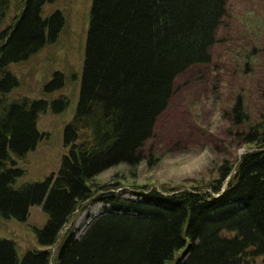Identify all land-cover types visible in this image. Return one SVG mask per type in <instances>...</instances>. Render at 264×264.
Listing matches in <instances>:
<instances>
[{
    "label": "trees",
    "instance_id": "trees-1",
    "mask_svg": "<svg viewBox=\"0 0 264 264\" xmlns=\"http://www.w3.org/2000/svg\"><path fill=\"white\" fill-rule=\"evenodd\" d=\"M54 1L23 0L3 26L10 0H0V216L23 221L42 202L49 212L36 229L45 248L20 257L15 240L0 237V264H49L48 247L75 209L96 199L105 212L80 237L65 231L54 264H264V111L251 119L240 98L232 112L246 150L206 185L133 190L131 198L96 196L91 186L103 169L143 158L176 77L212 60L227 0H93L79 100L64 129L68 151L57 174L18 183L25 170L14 157L44 137L40 113L49 105L63 112L70 103L8 96L19 85L10 64L55 42L64 27L60 10L43 15ZM54 77L64 85L61 71Z\"/></svg>",
    "mask_w": 264,
    "mask_h": 264
},
{
    "label": "rangeland",
    "instance_id": "rangeland-1",
    "mask_svg": "<svg viewBox=\"0 0 264 264\" xmlns=\"http://www.w3.org/2000/svg\"><path fill=\"white\" fill-rule=\"evenodd\" d=\"M92 2L46 3L44 16L60 10L65 17L58 39L9 66L19 79V85L8 94L10 100L54 99L56 107L60 97L70 101L63 112L49 105L46 112L40 113L37 126L44 137L23 158L14 157L25 170L18 183L57 174L68 151L64 129L79 100ZM226 2L227 14L210 49L212 60L194 65L176 77L174 94L156 121L154 135L142 148L143 158L136 164L118 163L96 174L91 181L96 196L112 192L131 198L133 190L206 185L219 177L221 166L246 150L247 145L235 135L232 108L240 98L242 109L251 119L264 111V0ZM9 4L3 26L20 12L23 0H10ZM56 70L64 75L63 86L60 78L54 77ZM84 204L83 210L75 209L57 242L48 247L49 264H54L56 249L66 230L71 228L73 236L80 237L90 222L106 210L98 199ZM48 217L43 202L31 205L23 221L0 216V237L14 239L20 257L28 249L45 248L37 241L36 229L44 227Z\"/></svg>",
    "mask_w": 264,
    "mask_h": 264
}]
</instances>
